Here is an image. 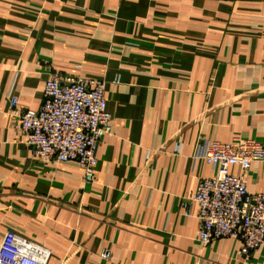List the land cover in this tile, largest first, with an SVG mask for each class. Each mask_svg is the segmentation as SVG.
Returning <instances> with one entry per match:
<instances>
[{
	"label": "crops",
	"instance_id": "1",
	"mask_svg": "<svg viewBox=\"0 0 264 264\" xmlns=\"http://www.w3.org/2000/svg\"><path fill=\"white\" fill-rule=\"evenodd\" d=\"M55 72L105 82L92 183L15 128L11 96L39 110ZM199 139L264 146V0H0V245L11 231L48 264H264V245L203 246L197 204L185 214L217 174L194 162ZM230 172L264 192V162Z\"/></svg>",
	"mask_w": 264,
	"mask_h": 264
},
{
	"label": "built area",
	"instance_id": "2",
	"mask_svg": "<svg viewBox=\"0 0 264 264\" xmlns=\"http://www.w3.org/2000/svg\"><path fill=\"white\" fill-rule=\"evenodd\" d=\"M18 102L12 95L15 128L35 156L46 162H77L84 169L85 182H94L98 145L113 133L105 82L55 72L46 82L39 110H19ZM193 160L217 169L215 177L202 179L197 192L182 204L187 216L193 203L198 206L200 242L207 246L218 239L238 240L242 256L249 258L264 245V192H249L230 168L238 166L246 173L254 162H264V146L249 139L234 143L199 139ZM50 256L46 247L11 231L0 245V264H48ZM101 256L109 259L111 252Z\"/></svg>",
	"mask_w": 264,
	"mask_h": 264
}]
</instances>
